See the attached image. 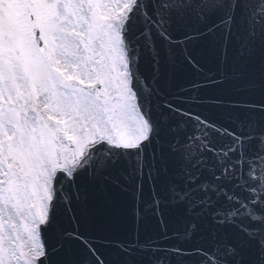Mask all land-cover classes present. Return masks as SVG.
I'll return each mask as SVG.
<instances>
[{"label":"snow or ice","instance_id":"obj_1","mask_svg":"<svg viewBox=\"0 0 264 264\" xmlns=\"http://www.w3.org/2000/svg\"><path fill=\"white\" fill-rule=\"evenodd\" d=\"M0 264H264V0H0Z\"/></svg>","mask_w":264,"mask_h":264}]
</instances>
